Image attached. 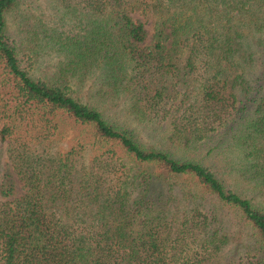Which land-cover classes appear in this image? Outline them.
<instances>
[{"label":"trees","instance_id":"obj_1","mask_svg":"<svg viewBox=\"0 0 264 264\" xmlns=\"http://www.w3.org/2000/svg\"><path fill=\"white\" fill-rule=\"evenodd\" d=\"M48 2L0 0V264H264V0Z\"/></svg>","mask_w":264,"mask_h":264},{"label":"rangeland","instance_id":"obj_2","mask_svg":"<svg viewBox=\"0 0 264 264\" xmlns=\"http://www.w3.org/2000/svg\"><path fill=\"white\" fill-rule=\"evenodd\" d=\"M20 6L26 7L28 10L31 8L35 9V10H38V9L42 10L43 15L46 16L47 18H49L53 13V8L51 7V4H49L48 0H21ZM35 13H37V11H35ZM133 14H136V13H133ZM145 24H146V28H147L148 32L150 33V31H151L150 30V25H151L150 21L149 20L146 21ZM70 133H71L70 129L65 130L64 137H68V134H70ZM61 142L63 144L66 143L64 138L61 140ZM238 240H239L238 237H234L232 242L229 243L225 249L229 248L233 243H235V242L237 243Z\"/></svg>","mask_w":264,"mask_h":264}]
</instances>
